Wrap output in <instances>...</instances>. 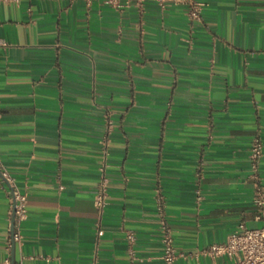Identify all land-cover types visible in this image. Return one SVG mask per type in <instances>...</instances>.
Segmentation results:
<instances>
[{
    "label": "crops",
    "instance_id": "obj_1",
    "mask_svg": "<svg viewBox=\"0 0 264 264\" xmlns=\"http://www.w3.org/2000/svg\"><path fill=\"white\" fill-rule=\"evenodd\" d=\"M196 1L199 18L171 0L1 1L0 173L27 216L10 240L0 174V262L162 264L163 219L174 264H229L204 249L264 224V0Z\"/></svg>",
    "mask_w": 264,
    "mask_h": 264
},
{
    "label": "built area",
    "instance_id": "obj_2",
    "mask_svg": "<svg viewBox=\"0 0 264 264\" xmlns=\"http://www.w3.org/2000/svg\"><path fill=\"white\" fill-rule=\"evenodd\" d=\"M2 0H0L1 3ZM89 3L91 0H85ZM115 7H119L122 3L134 1L137 4H142L144 0H106ZM164 3L167 0H157ZM174 3H182L188 7L189 14L192 18H199L203 3L196 0H171ZM7 43L0 37V46H5ZM262 153V146L258 136H255L249 147V157L253 169H256L257 162ZM3 177L9 182L11 194L10 214L14 211L13 231L10 234V240H18L20 234L15 230V225L26 218V195L21 192L7 177L5 172H1ZM106 195L105 181H102L94 195V203L98 207L104 204ZM252 201L258 210L264 208V187L257 184L253 191ZM256 218H260L257 215ZM133 236L129 235V241H132ZM160 244L162 247L161 263L174 264L182 253H179L173 246L172 232L170 226L163 219L160 220ZM204 252L210 256L224 255L230 259L229 264H264V224L256 228H248L243 222H240L235 230L230 233L226 241L209 245ZM0 264H10L8 259L0 262ZM21 264V263H17Z\"/></svg>",
    "mask_w": 264,
    "mask_h": 264
},
{
    "label": "water",
    "instance_id": "obj_3",
    "mask_svg": "<svg viewBox=\"0 0 264 264\" xmlns=\"http://www.w3.org/2000/svg\"><path fill=\"white\" fill-rule=\"evenodd\" d=\"M13 223H14V211H12V215H11V232L13 231ZM11 264H14V263L11 262Z\"/></svg>",
    "mask_w": 264,
    "mask_h": 264
}]
</instances>
